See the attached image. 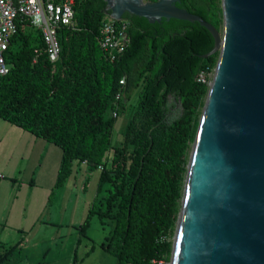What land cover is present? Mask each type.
<instances>
[{
    "label": "trees",
    "instance_id": "trees-1",
    "mask_svg": "<svg viewBox=\"0 0 264 264\" xmlns=\"http://www.w3.org/2000/svg\"><path fill=\"white\" fill-rule=\"evenodd\" d=\"M220 3L177 0L176 6L221 32ZM105 7L104 0H75L74 27L59 30L60 53L53 64L41 33L27 20H16L5 52L9 70L0 76V119L61 149L55 188L65 185L74 165L84 164L88 174L101 167L82 234L96 216L100 224H111L100 246L118 264H167L189 152L218 52L203 57L214 38L197 22L150 23L125 13L129 44L110 62L97 42L103 23L110 21ZM201 71L205 83L196 80ZM171 99L179 105L173 119L168 117ZM126 102L131 116L121 141L112 145ZM16 246L0 254V264Z\"/></svg>",
    "mask_w": 264,
    "mask_h": 264
},
{
    "label": "water",
    "instance_id": "water-1",
    "mask_svg": "<svg viewBox=\"0 0 264 264\" xmlns=\"http://www.w3.org/2000/svg\"><path fill=\"white\" fill-rule=\"evenodd\" d=\"M104 1L113 21L197 22L218 52L168 264H264V0H221V32L177 0Z\"/></svg>",
    "mask_w": 264,
    "mask_h": 264
},
{
    "label": "rangeland",
    "instance_id": "rangeland-1",
    "mask_svg": "<svg viewBox=\"0 0 264 264\" xmlns=\"http://www.w3.org/2000/svg\"><path fill=\"white\" fill-rule=\"evenodd\" d=\"M131 110L126 102L119 112L112 145L121 141ZM178 114L179 105L171 99L168 117ZM61 154L56 145L0 119V254L18 243L3 264H118L100 246L110 235V223L92 216L85 234L79 231L101 167L88 174L84 164L74 165L65 185L55 188Z\"/></svg>",
    "mask_w": 264,
    "mask_h": 264
},
{
    "label": "built area",
    "instance_id": "built-area-1",
    "mask_svg": "<svg viewBox=\"0 0 264 264\" xmlns=\"http://www.w3.org/2000/svg\"><path fill=\"white\" fill-rule=\"evenodd\" d=\"M75 0H0V76L8 73L5 52L10 39L16 31V20L25 19L41 33L44 42V53L49 63L53 64L58 59L60 44L58 32L61 28L74 27ZM128 24L125 20L103 23L98 45L107 60L113 62L121 55L129 44L127 35ZM36 52V51H35ZM36 58L33 59V62ZM205 83V74L199 72L197 79ZM123 84V81L120 82ZM120 95H117V99ZM116 116V113H113ZM154 264H164L163 261H151Z\"/></svg>",
    "mask_w": 264,
    "mask_h": 264
},
{
    "label": "crops",
    "instance_id": "crops-1",
    "mask_svg": "<svg viewBox=\"0 0 264 264\" xmlns=\"http://www.w3.org/2000/svg\"><path fill=\"white\" fill-rule=\"evenodd\" d=\"M58 171V170H57Z\"/></svg>",
    "mask_w": 264,
    "mask_h": 264
}]
</instances>
